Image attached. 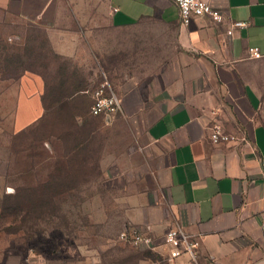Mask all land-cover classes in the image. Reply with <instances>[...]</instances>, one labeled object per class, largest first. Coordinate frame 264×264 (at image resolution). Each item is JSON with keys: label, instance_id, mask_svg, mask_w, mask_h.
Segmentation results:
<instances>
[{"label": "crops", "instance_id": "obj_1", "mask_svg": "<svg viewBox=\"0 0 264 264\" xmlns=\"http://www.w3.org/2000/svg\"><path fill=\"white\" fill-rule=\"evenodd\" d=\"M210 1L222 23L185 24L174 0H0V13L26 30L24 44L27 29L45 35L46 63L24 74L31 106L85 127L61 131L65 145L81 144L61 152L74 158L53 186L71 194L62 190L54 203L76 205L81 188H94L87 202L110 204L102 219L116 220L118 235L138 226L164 254L165 232L181 226L200 238L199 264H264V58L249 52L264 50V0ZM237 21L245 25L229 34ZM130 44L138 47L130 57L166 60L165 68L122 71ZM104 82L121 108L94 116ZM214 125L234 139L215 143ZM2 246L0 264H38ZM90 251L44 264H104Z\"/></svg>", "mask_w": 264, "mask_h": 264}, {"label": "rangeland", "instance_id": "obj_2", "mask_svg": "<svg viewBox=\"0 0 264 264\" xmlns=\"http://www.w3.org/2000/svg\"><path fill=\"white\" fill-rule=\"evenodd\" d=\"M2 16L0 13V245L13 243L23 262L35 257L38 264L47 259L70 261L85 256L88 250L104 264H167L162 252L118 240L117 221L102 219L104 208H110V204L87 202L90 191L97 189L81 188L76 205L53 202L54 197L62 195L53 183L68 172V163L74 158L61 152L72 147L71 143L74 147L81 144L69 140L65 145L61 131L79 133L85 127L57 123L60 109L31 106L25 90L32 80L24 77V66L35 64L34 69H38L40 63H46L37 52L45 35L27 29L24 44L26 30L7 26ZM137 50V45H128V55ZM127 58L121 70L130 74L148 72L157 65L162 69L168 62L145 59V54L143 58ZM49 78L54 81L57 77ZM42 111L44 116L39 118ZM85 182L81 180L83 185ZM39 183H47V187ZM66 191L70 196V190ZM44 198L48 203H39Z\"/></svg>", "mask_w": 264, "mask_h": 264}, {"label": "built area", "instance_id": "obj_3", "mask_svg": "<svg viewBox=\"0 0 264 264\" xmlns=\"http://www.w3.org/2000/svg\"><path fill=\"white\" fill-rule=\"evenodd\" d=\"M177 4L183 23L188 24L193 17H208L216 23L224 21L223 12L214 7L210 0H174ZM245 23L237 21L228 30L233 34L234 27H242ZM251 58H264V50L260 47H252L249 50ZM94 102L91 114L94 116L108 114L121 108V102L117 93L110 87L108 82L102 83L93 93ZM211 138L215 143L234 139L231 134L225 133L220 125H214L211 129ZM263 250H264V221L262 223ZM118 240L123 243L138 247L156 249L155 239L148 235L144 229L130 225L123 229ZM166 252L164 257L167 264H199L200 238L186 231L181 226L168 229L164 235ZM31 264V263H28Z\"/></svg>", "mask_w": 264, "mask_h": 264}, {"label": "trees", "instance_id": "obj_4", "mask_svg": "<svg viewBox=\"0 0 264 264\" xmlns=\"http://www.w3.org/2000/svg\"><path fill=\"white\" fill-rule=\"evenodd\" d=\"M44 43H45V42H43V46H44ZM25 52H27V51L25 50ZM37 52H38V57H39V56H40V53H39L38 49H37ZM32 66H35V64L32 65ZM32 66H31V65L28 66V65L26 64V65L24 66V72H25L26 70H28L29 68H31ZM22 74H23V72H22ZM22 74H21V75H22ZM48 109H51V108H48ZM62 190L65 191V190H69V189H68V188H65V189H60V188H58V192H59V191L64 192V191H62ZM58 192H56V193H58ZM39 203H42V202L39 201ZM61 205H62V204H61ZM62 216H63V215H62ZM65 216H66V215H64V218H65Z\"/></svg>", "mask_w": 264, "mask_h": 264}]
</instances>
